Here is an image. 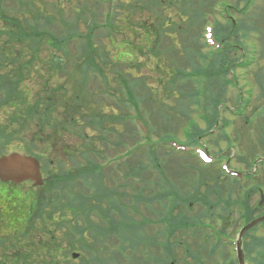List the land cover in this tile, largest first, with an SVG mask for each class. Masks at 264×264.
Returning a JSON list of instances; mask_svg holds the SVG:
<instances>
[{"label":"trees","instance_id":"obj_1","mask_svg":"<svg viewBox=\"0 0 264 264\" xmlns=\"http://www.w3.org/2000/svg\"><path fill=\"white\" fill-rule=\"evenodd\" d=\"M18 1L22 5L20 17L5 14L0 0V154L14 147L13 150L41 156L45 163L49 164L47 150L57 149L63 144L65 135L70 133L81 139L85 148V165L81 167L78 159L73 157L74 154L82 151L81 145L73 149L62 148L63 155L65 150H67L66 155H72L74 165L58 178L52 177L53 184L50 191L56 190L57 182L65 184V195H68L73 188L82 185L91 192L94 188L97 191L93 190L92 193H86L84 196L77 192L76 195L80 203H77V211L74 210L73 214L77 216L85 214L86 229L91 233L88 237L82 234L83 230L71 224H67L65 233L59 235V238L53 234V231H48V225L54 224L56 203L64 200L61 195H56L53 199L52 193L47 199L40 196L34 209L40 217L43 227L41 228L47 239L43 243L39 242L40 249L31 248L29 254H11L6 258V262L0 259V264H62L64 259L63 264L135 263L137 259L131 258L132 252L138 250L140 246L148 249L154 243L145 241L141 233L129 236V232L126 235L119 233L117 227L114 230L117 220L114 219L113 210L118 209V206L111 204L100 208L97 204L88 203L91 197L95 200L98 191L106 198L109 197L106 192L111 191L98 188L96 184V176L100 173V168L95 158H99L101 154L92 140L100 139V136L92 137L89 128L95 131L94 128L107 126L101 132L110 133L115 130L111 125H122V121L127 118L129 121L132 120L127 113L131 105L135 107L138 119L141 116L143 118L149 116V104L156 105L160 100H155L154 97H159L153 96L149 87H146L144 93L142 92L143 78H148L147 76L127 71L128 67L138 72L144 60L152 65L154 72H151L157 74L158 81L165 78V84L171 85V90L176 87L175 91L178 93L183 91V87L180 86L182 80H185V85L188 81L197 84L194 78L203 75L207 80L203 87L208 101L207 106H211L216 111L217 104L223 102L220 97L225 90L223 85H228L226 76L238 65L239 57L229 55V51L234 50L232 44H240L243 42L240 39L246 37L239 33L245 24L244 19H235L232 22L231 17L226 14L230 8L231 11L239 13L238 6L242 2L244 8L241 11L244 12L242 15L244 16L252 0H231V2L227 0H107L106 10L102 15L90 8L92 6L90 2L97 5L101 0H86L87 3L84 0H74V2L67 0L68 7H65V12L68 10L70 15L65 17V21L62 18L63 0H55L56 4L61 5L56 7L55 12L59 13V20L65 24V30L61 33L48 30L53 18L46 15L43 9L37 8L33 0H30L28 5L22 0ZM208 21L213 23V37L219 44L215 49H211L210 57L200 49L208 46L202 37L203 27ZM81 22L86 27L84 33L79 31ZM73 41L78 47L72 46L75 49L74 53L69 48L70 42ZM44 49L47 53L41 57ZM113 50L117 52L115 57L112 54ZM262 50L264 57V48ZM57 75L60 78H56ZM29 82H33L34 88L27 86ZM162 83L161 81L159 84ZM187 91L188 88H185L186 94ZM196 91L199 89L193 87V91L189 94L193 103L198 99ZM171 94L172 92H169V95ZM105 97L108 102L106 105L110 108L112 106L114 110L117 109L118 113L113 109L105 111V105L102 103V98ZM140 102H144L145 105V111L142 113L143 105L140 106ZM160 104L157 110L158 117L166 119L167 123L158 125L157 119L151 122L147 117L141 119L148 124L151 134L155 132L160 134V130L164 129L168 130L167 134L165 133L166 140H177L172 137L170 132L172 123L169 120L175 116L174 113L181 116L182 111L188 112V109L183 103L176 110L164 101ZM175 117L178 119V116ZM181 117L179 122L182 120ZM193 132L199 134L198 129L193 126L192 132L187 133L190 136L188 139H196ZM148 137L149 135L146 136ZM133 140L136 144L135 150L127 151L129 155L122 163L125 168L127 167L126 170L133 168L138 171L140 167H145L150 171L152 169L157 171L155 166L158 159L155 155L156 147H159L157 143L154 144L155 147H150L149 144L139 146V140L136 137ZM146 140L149 141V138ZM19 141L24 144H21L22 148L18 147ZM121 143H123L121 136L116 141H111L113 147ZM41 146L43 149L40 153L36 152ZM262 147L264 150V146ZM138 148L141 149L139 153L136 150ZM138 154L143 157L142 161H134L139 157ZM78 183L80 186H77ZM137 193L140 194L141 190ZM181 203L183 206L186 205L182 201ZM202 203L205 208L203 213L199 214L201 216L197 218L196 224L195 221L191 222L181 209L170 219V222L175 224L176 229L195 227V225L197 227L202 222L200 217L207 216L210 210L206 207L210 202L202 200ZM63 206L66 207L65 204ZM96 208L100 210L102 221L105 223L103 226L91 218ZM62 209L65 211V208ZM247 211L246 221L252 218L255 210L247 208ZM24 216L23 207H20L13 219L18 223ZM174 224H170V229ZM28 226L30 220L26 228ZM255 228L248 232H253ZM24 230L22 235L25 234ZM98 230L101 234H98ZM114 232L116 234H113ZM113 239L115 242H112ZM165 244L167 257L159 259L149 256L151 263L170 264L172 260L168 248L170 244L168 242ZM257 247L261 250L258 251ZM73 252L79 253L76 259L71 256ZM246 252L249 254L250 264H264V236L259 239L254 237L246 242ZM259 256L261 261L258 259ZM46 260L50 261L47 263Z\"/></svg>","mask_w":264,"mask_h":264},{"label":"rangeland","instance_id":"obj_2","mask_svg":"<svg viewBox=\"0 0 264 264\" xmlns=\"http://www.w3.org/2000/svg\"><path fill=\"white\" fill-rule=\"evenodd\" d=\"M22 1L28 5L30 0ZM84 1L87 3L86 0ZM106 1L107 0H101L99 3H97V5L93 2H90V4H92L90 8L92 11H96L102 15L106 10ZM227 1L231 2V0ZM33 2L37 8H40V10L43 9L47 13L46 15L51 17L55 16V10H57L56 7L61 6L60 4H56V1L54 0H33ZM66 2L67 0H63L61 3L62 7H64V5L65 7H68ZM72 2H74V0H72ZM102 2H105V4ZM117 2L118 1H116V3ZM1 7L5 14L20 17V11H22V5L20 1L1 0ZM238 8H244L242 2L239 4ZM116 10L119 11L118 9ZM228 14H231V16L235 19H244L245 24L241 28L240 35H246V37L243 38V40H240L243 41L242 44L246 45L245 48L247 50L248 59L252 62L246 60L247 63L243 64L244 61H241L242 68L235 71L238 78L236 81L237 84L232 82L229 85H223L225 90L222 92L220 97H222V101L226 107L216 106V111H214L211 106L208 107L207 103H205V105L202 107L200 103L204 98V93L199 96V103L195 101L194 103L192 102V99L190 98L191 96L189 94L193 91V87H197L198 89L197 80L201 79L197 76L194 78L197 84L188 81L187 85H185V80H182V85L180 86L183 87V91H180L179 94L175 91L176 87L171 90V85L165 84V78H161L160 81H158L159 78H156L157 74L153 73L154 71L152 70V65L148 64L147 60H144V63L140 65V70L138 72L135 70H130L127 67V71L132 74L139 73L140 76L145 75L148 77L143 78L144 81L142 80L144 83V87L141 88L143 93L145 92L146 87H149L152 90V95L159 97H154L155 100H160L156 105L152 103L149 104L150 114L149 116H145L149 122L157 119L158 125L167 123L165 122L166 119L158 117L157 114V110L159 108L158 106L161 105L160 103H162V101L173 106L175 110L179 109V105L181 106L182 103L187 107L188 112L182 111L181 116L183 118L178 113L175 114L172 110H170L171 113H174L175 116H178V119L175 116H173L171 119L166 115L171 119L169 120L172 123V130L170 132L173 135V138H177L178 140H182L183 143H187L189 141L188 138L190 137L187 133L192 131L194 123L197 124L196 129L203 131L207 129V124L212 127L211 124H215V122H217L210 131V134L202 137V139L199 141L200 145L206 147L212 156H216V163H213L212 165H206L198 160L200 159L198 156V159H196L194 157L195 155L193 154L194 156H192L191 154L192 152H195L191 146H188V148H190L189 152L185 153L177 151L173 144L169 145L166 143L161 147H156L157 151L155 155L158 158L156 159L157 162L155 165L157 169L156 173L154 171H149V169H146L145 167H140L138 171H135L133 168H128L127 171V167L125 168L122 163L123 160H125V158L129 155L127 154V151H130V149L131 151L135 150L134 147H136V144H134L135 142L133 138L136 137L139 140L138 143H142L144 141V136L146 135V128L141 126L138 119H134V116L137 114H135V107L133 105H131V107L129 106L127 110L129 117H132L133 121H129L127 118L125 121H122V125H111L112 127H115V130L113 129V131L110 133L106 131L104 134L101 132V130L105 129L107 126L94 128L95 131L92 130L93 128H89V133L92 137L100 136V139L95 138L92 140L101 154V158H97V160L100 161L98 164L103 166L100 170V173L96 176V184L98 185V188L111 190L106 192L107 195H111L112 193L116 194L118 205L116 227L119 229V233L125 234L129 232V236H136L141 233L142 236L144 235L145 241L148 242V237L149 242L154 243V245H150L151 247L149 249H143V247L140 246L138 250L132 252L131 258L134 257L137 260L135 263L129 262L130 264H153L151 263L149 256L158 257L159 259L167 257V254L162 252L163 247L160 248L165 236L168 238V241L171 244L168 246V248L171 251L174 264H199V261H201L203 257H207V259H205L207 264H230V258H234L232 252L234 246L229 245V239L226 237V235H217L213 231V227L209 225L210 222H206V225H208L210 229V232L208 233L209 246L207 247V250L210 251L213 249L214 252L211 256L209 252H203L201 253V256L196 254V252H201L200 245L202 243L200 236L193 237L190 231H185L183 237H177V231L175 232L174 230L171 232L167 228L164 230L165 223L167 222V220L163 221V204L165 203L163 198L165 197L166 187L167 189L173 191L169 203H173L172 200L179 199L181 195H195L197 198H201L206 190L214 191L213 193L218 198V189L223 188L226 190L232 187H235L232 188V200L234 201L239 196L240 192H238V183L235 184V181L231 178L236 179L237 177H226L224 172L220 170V164H222V162H228L230 169L245 173V178L241 182L243 185H247L245 190L251 186L248 184L253 182V171H255L254 174L258 172V174L261 175L257 181L261 183L260 186L264 190V163H261V160H264V151L260 146V144L264 146V57L262 56V49L264 48V0H252V3L248 6L244 16L240 14L237 15L234 11H231V8L228 9ZM68 15H70L68 10L63 12V17H67ZM207 25H211V22L208 21ZM48 30L54 31V33L64 32V30L58 23H56V21L48 26ZM79 31L82 33L86 31L85 24L82 22L79 24ZM129 40H131V38H129ZM75 44L76 43L74 41L70 42L69 48L72 53L75 52V49L72 46L78 48ZM206 48L207 47H201L200 49L210 57L211 51ZM46 53L47 50L44 49L41 57H44ZM112 54L115 57L117 52H114L113 50ZM260 55L263 58H261ZM139 61L142 60L139 59ZM136 62H138V59ZM56 78L60 77L57 75ZM228 78H231L230 74L226 76V79ZM161 81L163 82L162 85L159 84ZM202 81H204V79ZM27 86L34 88L33 82L27 83ZM112 86L114 85L112 84ZM94 87H96V85H94ZM185 88H188L189 90L187 91V94L185 93ZM169 92H172V94L169 95ZM106 98L107 97L104 99L102 98V103L105 105V111L108 112L113 109V107L111 106L110 108L106 105L108 103L107 100H105ZM179 100H182L183 102H180ZM141 105H143V107ZM140 106L142 113L145 111L144 102H140ZM200 108L204 110V115H200V113L197 111ZM231 109L240 111V114H231L229 111ZM114 111L118 113L117 109ZM200 116H205V118H201ZM179 117L182 119L180 122ZM204 119L206 123L203 122ZM207 121H209V123ZM145 124L147 123L145 122ZM209 130L210 129H207V132ZM167 131L161 129L160 134L155 132L153 136L151 135V140L154 142L158 140H166L167 138L165 139V133ZM183 132L186 134L185 136ZM120 136L123 143L113 147L111 141H116ZM160 136H163V138ZM19 143L20 144H18V147L22 148L21 144H23V142L19 141ZM80 145L82 146V142L79 137L77 138V136L67 133L62 145H59L54 151H50L49 149L47 150L49 155L47 160L50 162V165L48 166L44 160V167L48 171H52L53 174H58L61 171L60 169L65 171L73 167V157L78 159L80 166L83 167L85 165L84 159L86 157L84 154L85 148L83 146L80 147L82 150L81 152L76 154L73 153V157L70 154L66 155L67 150H65V155H63L61 152L62 148L73 149L74 147ZM13 148L14 147H11V149L8 151L13 150ZM41 149H43V146H41V148L38 147L36 152L40 153ZM136 150L138 153L141 151L140 148ZM71 152L72 150H70V153ZM142 159L143 157L139 156L137 159H134V161H142ZM146 161L147 160L144 157V162L146 163L145 165H147ZM158 173L159 176H162L163 180L160 179ZM238 182L240 183V181ZM77 186H80L79 183ZM81 187H83V185ZM81 187L79 188L81 189ZM56 189L60 195H64L65 205L68 206L71 204L66 208L67 210L63 211L62 213H65V219L60 221L61 223L63 222V225L56 230L55 234L57 235V238H59L60 233H63V230H66L65 227L67 224L75 225V222H78L76 227L83 230L82 234L85 237H88L91 233L86 229L87 224L84 220L85 215L82 214L81 218L73 214L74 210L77 211V201H71V199L65 195V184L57 187ZM73 189H75L74 191H78L76 188ZM94 189H92V192ZM135 189L137 191L141 190V193H137ZM84 191L86 193L91 192V190L88 189H85ZM40 194L42 195L43 192H40ZM125 197H127V200ZM223 197H225V195H223ZM118 199L121 202H119ZM211 199L213 200L215 198L211 196ZM93 200L94 198L91 197L89 202L95 203ZM258 200L259 195L258 192H256L251 195L249 199V205L256 206ZM194 203L195 204L189 213L186 211V208H183L187 216H192V213L196 214L201 209V206L197 200H195ZM58 204L60 205V203ZM231 206V209H229L228 212L224 214L227 215L229 212L232 213L228 228L231 236L228 235V237H230L231 240H235L237 228L241 224V219L238 220L237 216V209H239L238 205L232 204ZM262 207H264V204ZM175 214H178V211H176ZM220 214H223L222 211H220ZM35 215L36 217L34 218V221L31 222L30 228L36 233L40 230L42 225L40 217L37 216V213ZM91 217L94 218L93 215H91ZM58 218H60V215ZM95 220L99 223L97 219ZM212 224H214V227L220 228L222 223L220 221H213ZM263 226L264 224L261 226L258 225V229L253 233V236L259 238L264 236ZM161 228L163 230H161ZM209 229L206 230L209 231ZM39 235L43 240L46 239L41 233ZM33 237L35 238V243H37V238L33 233H30L29 235H20L17 238H7L1 242L0 255L4 254L11 256V254L16 252V249L23 250L24 247H29L31 244L30 241L33 239ZM14 240L17 241L16 244L14 243ZM114 240L115 239H113L112 242H115ZM181 241L185 246L190 248V253L192 256H190L188 262L181 261V258L184 257L183 247L180 245ZM197 247L198 249L196 250ZM194 250L196 252H194ZM109 255L110 254L108 253V256ZM208 258H210V260H208ZM59 259L61 260L62 257L60 256ZM258 259L261 261L260 256ZM64 260L62 261V264ZM46 261L48 263L50 260Z\"/></svg>","mask_w":264,"mask_h":264},{"label":"flooded vegetation","instance_id":"obj_3","mask_svg":"<svg viewBox=\"0 0 264 264\" xmlns=\"http://www.w3.org/2000/svg\"><path fill=\"white\" fill-rule=\"evenodd\" d=\"M39 164L43 180L40 184L34 185L31 180L15 182L0 178V238L9 237L15 230V232L21 230V227L19 229H14L16 221H14L13 217L15 218L18 211L17 207H19L23 196L27 198V201L34 204L38 200V193H40L41 190L51 189V185L53 184L52 177L54 174L44 167L42 160L39 161ZM54 192L55 191L52 193L54 194Z\"/></svg>","mask_w":264,"mask_h":264},{"label":"water","instance_id":"obj_4","mask_svg":"<svg viewBox=\"0 0 264 264\" xmlns=\"http://www.w3.org/2000/svg\"><path fill=\"white\" fill-rule=\"evenodd\" d=\"M0 178L20 182L23 180H32L35 184L41 183L39 164L35 158L22 157L16 153L0 158ZM261 201L263 195L261 193ZM262 203V202H261ZM264 220V215L251 220L239 232L237 242V259L239 264H243V252L241 250L240 239L245 230Z\"/></svg>","mask_w":264,"mask_h":264}]
</instances>
